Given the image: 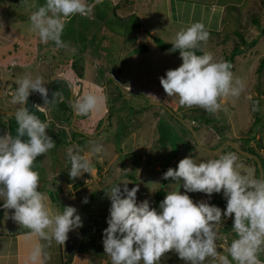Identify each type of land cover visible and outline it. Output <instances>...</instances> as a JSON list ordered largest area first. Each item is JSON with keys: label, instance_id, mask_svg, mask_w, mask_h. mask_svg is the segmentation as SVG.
I'll list each match as a JSON object with an SVG mask.
<instances>
[{"label": "rangeland", "instance_id": "obj_1", "mask_svg": "<svg viewBox=\"0 0 264 264\" xmlns=\"http://www.w3.org/2000/svg\"><path fill=\"white\" fill-rule=\"evenodd\" d=\"M91 1L92 12L88 16L74 15L65 21L62 40L66 47L57 48L51 41L42 43L29 31L31 13L43 6L45 0H0V23L3 24L0 27V86L4 91L0 100V136L8 134V122L12 118L1 111L14 113L23 106L11 102L17 84L8 68L10 56L11 64L20 63L25 75L42 77L45 87L50 84L49 100L53 91L61 92L66 84L70 95L69 84L72 85L74 99L87 91L104 97L96 111L87 116L78 115L75 127H72L73 119L71 124L65 123L57 104L47 107L43 98L36 96L38 106L44 109L42 112L49 120L46 133L56 143L33 164V169L39 173L41 190L49 195L48 191L54 192V188L60 185L63 179L59 167L63 160L61 155L69 145L68 142L64 145L66 136L63 134L71 135L73 130L89 136H83L81 142L85 151L91 153L94 144L103 146L102 153H95L99 164L96 167L105 165L106 169L101 178L102 188L119 184L123 190L124 183H128L129 189L138 187L137 203L148 200L152 208L156 207L154 191L166 194L185 192L171 178L164 185L159 167L176 169L179 161L190 155L199 162L231 152L237 156V163L245 165V170L256 179L254 162L238 154L228 143L253 151L264 163V70L257 71L264 59V0ZM214 7L217 10L212 12ZM196 22L202 23L210 34L209 39L200 44L202 54L211 53L217 61L234 60L230 70L234 80L239 79L244 85L239 97L220 99L221 108L216 114L206 113L199 107L187 113L192 108L181 106L178 96L168 97L160 83L167 70L178 68L182 59L180 54L160 50L156 38L171 44L181 28ZM142 44L149 46L148 52L134 53V48ZM245 44L247 48L243 46ZM235 49L249 51L232 58ZM56 76L67 82H52ZM52 83L55 84L51 86ZM107 96L112 117L109 116L105 126L102 123L97 128L107 114ZM249 96L252 100L248 99ZM59 102L65 103L63 100ZM253 102H258V111H252ZM153 103L163 104L169 110ZM175 116L194 129L201 147L186 125ZM207 117H212L215 123L205 125L200 120L193 123L194 119ZM222 126L228 130L223 135L216 134ZM85 192L84 187L78 198L69 204L76 209L75 214L82 222L89 220V214L94 210L107 209L110 202L98 194L85 197ZM188 195L194 202L208 201L222 211L226 207L223 193H214L210 199L199 192ZM84 198L87 203L83 202ZM2 203L0 201V226L4 228L1 231L11 233L10 225L23 230L11 219L12 211L5 215ZM49 204L53 213L63 212L61 207L50 201ZM229 222L230 226L225 228L222 224L219 229L221 238L216 244L220 255H227L228 243L236 238L231 231L233 218L224 220L225 224ZM259 258L264 260V253ZM228 259L231 261L230 256Z\"/></svg>", "mask_w": 264, "mask_h": 264}, {"label": "clouds", "instance_id": "obj_2", "mask_svg": "<svg viewBox=\"0 0 264 264\" xmlns=\"http://www.w3.org/2000/svg\"><path fill=\"white\" fill-rule=\"evenodd\" d=\"M91 12L92 6L86 0H45L43 6L31 13L29 31L42 43L51 41L57 48H65L62 40L65 21ZM209 35L199 22L181 28L171 44L172 51H179L182 64L167 70L160 83L168 97H179L181 106L199 107L206 113L216 114L221 108L220 99L239 97L244 85L239 79L234 80L229 62L217 61L211 53L196 54ZM16 84L11 102L23 107L14 112L18 125L16 137L0 136V201L5 210H14L11 219L30 230V234L49 244L54 240L64 245L68 233L83 226L82 220L71 206L63 208L62 213H53L49 198L38 190L39 173L33 164L56 143L46 133L49 124L24 106L31 92H38L44 103H54L59 91L49 100L40 76L25 75ZM103 101L104 97L87 91L73 99L71 106L77 115L87 116ZM34 107L44 111L41 106ZM258 110V102H253L252 111ZM103 151L102 145L94 144L91 148L92 153ZM68 156L70 178L94 170L85 156L74 154L72 149ZM161 178H171L185 192H168L159 210L150 207L148 200L138 204L139 189H129L128 183H124L123 190L119 184L105 190L111 206L102 242L111 264H140L141 261L157 264L169 252H174L184 264H204L209 257L218 258L220 264H264L259 258L264 253V178H253L231 152L199 162L190 155L180 160L176 169L169 168ZM195 192L204 193L209 199L214 193H223L225 209L222 211L204 200L194 202L188 193ZM83 202L87 203V198ZM228 218H233L231 231L236 238L226 248L227 255H220L216 241L221 238L219 229ZM42 257L47 258L46 253L37 244L30 254L31 264H40Z\"/></svg>", "mask_w": 264, "mask_h": 264}, {"label": "crops", "instance_id": "obj_3", "mask_svg": "<svg viewBox=\"0 0 264 264\" xmlns=\"http://www.w3.org/2000/svg\"><path fill=\"white\" fill-rule=\"evenodd\" d=\"M212 10V12H215L217 9L214 7ZM246 50L249 51L250 49ZM245 52L244 50V53ZM66 142H68L69 145H67L68 148L65 149V156L61 162L62 164L59 166L61 168L60 173L63 174V179L60 185L54 188V191L58 193L59 204L57 206L61 207L62 210H64L63 208L65 207L71 206L69 204L78 198L80 191L84 187L87 189L85 197H92L98 194L108 201L109 198L105 191L107 188H102L101 185V178L106 173L105 165L96 167L99 165L96 160V154L85 151L83 144L72 135L67 136ZM69 149L76 152L75 154L85 156L94 170L90 174L83 173L80 177L70 178L69 170L71 168V163L68 156ZM161 166L159 167V171L163 172ZM41 184H43V182ZM108 188L110 187L108 186ZM38 189L44 193V191L41 190L40 184ZM157 192L158 191H154L153 201L155 202V208L159 210V205L156 202ZM45 195L51 202L50 196L47 194ZM49 206L51 208L50 204ZM110 206L111 202H109V207H107V209L98 212L94 210V213L89 214V220L82 222V227L76 228L68 233V239L65 241L64 245L57 244L54 240L49 244L48 241L40 240L35 235L22 233L26 228L19 230L12 228L13 225H10L12 230L11 233H8L2 232L1 229L4 227L0 226V264H31L30 254L37 244L43 246L44 253H46L47 257H42L40 264H67V261H71V264H111L110 257L104 252L102 242L103 236L99 233L94 235V230L103 231L107 228L106 219L109 216ZM5 211L6 214H9L10 211L14 212V210ZM95 220L98 222L96 223ZM230 224L231 222L228 224L223 223V226L227 228ZM219 262L218 258L213 259L209 257L206 258L204 264H219ZM140 264H143V261H141ZM157 264H184V261L180 260L174 252H169L165 253Z\"/></svg>", "mask_w": 264, "mask_h": 264}, {"label": "trees", "instance_id": "obj_4", "mask_svg": "<svg viewBox=\"0 0 264 264\" xmlns=\"http://www.w3.org/2000/svg\"><path fill=\"white\" fill-rule=\"evenodd\" d=\"M92 1L91 0H88V4H90ZM138 20H140L139 18H137ZM257 25V24H256ZM211 31V30H210ZM209 32V31H208ZM218 33V32H217ZM157 42V45H158V48L162 51H166V52H170V53H173V54H180L179 51H172V44H168V43H165L163 42L162 40H159L156 38L155 40ZM246 47V44L243 45ZM247 48V47H246ZM250 49V48H248ZM149 50V46L148 45H145V44H142L140 46H137L136 48H134V53H138V54H145L147 53ZM246 50V49H244ZM244 50L242 49H235L232 54H231V57L232 58H237L238 56L244 54ZM19 51V49H18ZM17 51V52H18ZM196 54L197 55H203L202 54V51L199 49L196 51ZM24 58H26L24 56ZM28 59V58H27ZM7 62H10L9 64V70L10 72H12V78L14 81H17L19 78L25 76L24 74V69H23V66L20 65V63H18V65H12L11 64V56H10V59L7 60ZM227 62H229L231 65L234 63V60H227ZM264 70V59L261 61V64L260 66L258 67V73L260 72H263ZM55 84V83H52L51 86ZM1 85V84H0ZM3 87V85H2ZM17 87V86H16ZM66 88L62 89L61 92H59V95H57V99L55 100V104H57V110L60 114H62L64 117H65V123H70L73 119V110H72V106H71V100H70V91H69V87L67 86V84L65 85ZM53 93H55V91L52 92V94L49 96L51 97L50 100L53 99ZM41 95L39 94V97ZM59 100H63L65 101V103H60ZM220 104L222 103V100L219 101ZM49 104H52V103H45V106L49 107ZM34 106H38V102H37V97H31L29 96L28 100H27V105L26 107L29 109L30 112H33L35 113L42 121H45V122H48V119H47V116L45 114V112H42V111H38ZM23 107V106H21ZM194 107H192V109H189L187 110L186 112L187 113H191L190 110H193ZM210 116V115H209ZM112 116L110 115V118ZM79 118V116H78ZM175 119V118H173ZM201 121L203 122V124L205 125H208V124H211V123H215V120L212 119V117H207L206 119L204 118H199V119H194L193 120V123L196 122L198 123L197 121ZM186 122V121H185ZM103 123V119L100 120L97 128H100V126L102 125ZM71 124V123H70ZM70 126V125H69ZM17 123H16V120H15V117H12L9 122H8V135L15 138L16 135H17ZM222 129L221 130H217L216 134L218 135H223L225 133V130H228L227 127L223 128V126L221 127ZM70 130L72 131V129L70 128ZM220 132V133H219ZM59 136L61 134H58ZM71 135L74 137V138H78L80 142H82L84 139L83 138V135L81 134H78L77 132H75L74 130L71 132ZM63 136H66L65 138V141H64V145H66V140H67V134L64 132ZM23 139V138H22ZM235 151V150H234ZM248 151V150H247ZM249 152H253V151H249ZM254 153V152H253ZM256 154V153H254ZM64 153L61 155L62 159L64 158ZM37 160V159H36ZM252 160V159H250ZM254 162V166L256 168V179H260V173H259V168L256 164V162L254 160H252ZM147 164H151L149 162H147ZM262 165H263V168H264V163L262 162ZM163 169H166L168 170L169 169V166H166L164 167V165L161 166ZM41 168V167H40ZM49 192V196H50V200L53 204L55 205H58L59 204V200H58V193L57 191H48ZM167 194L164 193L163 191H159L157 192L156 194V202L158 203V205L160 204V202L165 198ZM212 204V203H211ZM215 205V204H214ZM96 223L98 222L97 220H95ZM103 231L101 230H94V235H97V233H99L101 236H103V233H101ZM22 233H30V230L26 229V230H23ZM93 233V232H92ZM230 242L228 243V245L230 246ZM67 264H71V261H67Z\"/></svg>", "mask_w": 264, "mask_h": 264}, {"label": "water", "instance_id": "obj_5", "mask_svg": "<svg viewBox=\"0 0 264 264\" xmlns=\"http://www.w3.org/2000/svg\"><path fill=\"white\" fill-rule=\"evenodd\" d=\"M55 81H64V82H67L66 81V79L65 78H63V77H61V76H56V77H54L53 79H52V82H55ZM70 85V90H71V95H70V100H71V104H72V101H73V99H74V95H73V87H72V85L71 84H69ZM49 86H50V84H48V86L46 87V89L48 90L49 89ZM261 88H259V94H261V90H260ZM3 94H4V91H3V89L1 88V86H0V100L2 99V96H3ZM123 94H124V91H123ZM39 95V93L38 92H31L30 93V95L29 96H31V97H36V96H38ZM107 103H108V108H107V114H106V116H105V118H104V120H103V125L105 126L106 125V123H107V121H108V118H109V116H110V105H109V100H108V96H107ZM26 105H27V101L25 102V107H26ZM153 105H155V106H162V107H164V108H166L167 110H169L167 107H165L163 104H157V103H153ZM72 110H73V108H72ZM1 113H3L4 115H6V116H9V117H15L14 116V113L13 112H11V111H1ZM73 122H72V127H75V123L77 122V119H78V115L75 113V111L73 110ZM176 118H177V120L179 121V122H181L182 124H184V125H186V123L182 120V119H180L179 117H177V116H175ZM186 128H188V130L193 134V136H194V138H195V140H196V142H197V145L199 146V147H201V143H200V140L198 139V137H197V134H196V132L194 131V129L191 127V126H189L188 124L186 125ZM78 134H82L83 136H85V137H87L88 135L86 134V133H83V132H78ZM89 137V136H88ZM228 146H230L231 148H233L238 154H240L241 156H243V157H246V158H248V159H252V160H254L255 162H256V164L258 165V168H259V173H260V179L261 178H264V168H263V165H262V162H261V160H260V158L257 156V155H254V154H252V153H249V152H247V151H244L242 148H240V147H238L236 144H233V143H228ZM220 150H218L217 152H219ZM167 170H163V173H165ZM167 181L168 180H164V185H166V183H167Z\"/></svg>", "mask_w": 264, "mask_h": 264}, {"label": "flooded vegetation", "instance_id": "obj_6", "mask_svg": "<svg viewBox=\"0 0 264 264\" xmlns=\"http://www.w3.org/2000/svg\"><path fill=\"white\" fill-rule=\"evenodd\" d=\"M245 151V150H244ZM247 152H249V151H247ZM249 153H252V154H254L253 152H249ZM254 155H256V154H254ZM258 166V165H257ZM256 169V168H255Z\"/></svg>", "mask_w": 264, "mask_h": 264}, {"label": "built area", "instance_id": "obj_7", "mask_svg": "<svg viewBox=\"0 0 264 264\" xmlns=\"http://www.w3.org/2000/svg\"><path fill=\"white\" fill-rule=\"evenodd\" d=\"M101 233H103V232H101Z\"/></svg>", "mask_w": 264, "mask_h": 264}]
</instances>
